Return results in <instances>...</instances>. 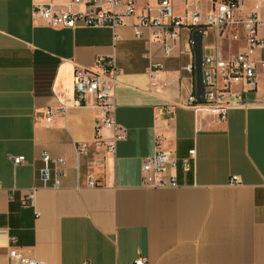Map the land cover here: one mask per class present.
Segmentation results:
<instances>
[{"label":"crops","instance_id":"crops-1","mask_svg":"<svg viewBox=\"0 0 264 264\" xmlns=\"http://www.w3.org/2000/svg\"><path fill=\"white\" fill-rule=\"evenodd\" d=\"M40 1L0 0V264H8L13 235L48 264H134L139 257L149 264H264V69L258 88L221 121L184 105L195 85L185 69L194 66L190 28L179 29L166 55L154 39L159 29L136 36L135 17L118 29L115 44L107 27L47 25L33 16ZM69 1L53 0L61 7ZM219 1L171 0L178 16L205 15ZM243 1L241 13L254 10L257 0ZM258 12L264 22V4ZM259 32L264 36V25ZM218 33L210 28L204 52L220 45L227 55L243 44ZM102 55L114 56L121 70L114 101L127 137L115 152L106 148L111 129H103L102 146L94 144L97 109L73 104L75 68H94ZM156 62L163 67L153 79ZM61 101L67 113L47 127L45 109ZM156 134L178 159L177 187L142 185ZM80 143L89 151L79 155ZM191 149L197 155L185 171ZM44 153L65 160L59 189L41 187ZM19 155L25 160L15 164L10 157ZM34 187V202L25 203Z\"/></svg>","mask_w":264,"mask_h":264},{"label":"built area","instance_id":"built-area-1","mask_svg":"<svg viewBox=\"0 0 264 264\" xmlns=\"http://www.w3.org/2000/svg\"><path fill=\"white\" fill-rule=\"evenodd\" d=\"M263 4L264 0H257L254 10L244 14L241 13L243 0H221L205 15L200 11H187L183 16H178L174 13L171 0H70L64 7L53 0H42L34 4L33 16L51 27L110 28L115 44L120 39L118 29L135 17L133 27L136 36H142L143 28L159 29L154 39L164 44L166 55L171 53L174 41L180 38L179 29L183 27L193 31L200 29L203 38L209 34L210 28H214L219 32L220 40H224L228 35L232 41L243 39L240 48L227 55L220 45L213 47L214 52L206 53L203 43L204 98L201 101L198 99L194 85L184 101V105L195 112L210 113L225 121L231 109L243 105V94L258 88V73L261 68L264 69V36L259 32L264 22L258 12ZM76 7L78 9H75ZM154 67L155 69L149 68L153 79L157 77V72L163 64L156 62ZM185 69L194 72L192 64L187 65ZM120 72L114 56L102 55L96 59L94 68L77 66L74 74L73 104L90 105L97 109L94 144L96 147L102 146L103 129H111L112 136L106 146L110 152H115L117 142L127 137L126 128L117 121L114 101ZM262 102L264 104V97ZM68 106V103L61 101L57 105L47 107L44 114L45 125L52 126L58 115L67 113ZM89 149L88 143H80L77 146L79 155ZM196 155V149H191L189 155L182 160L185 171L193 167ZM10 158L15 164L25 160L21 155ZM42 161L43 165L39 170L41 187L54 190L61 188L62 178L66 174L63 168L64 158L44 153ZM177 168L178 159L175 153L166 150L163 147V136L156 134L154 153L142 162V185L150 188L177 187L180 185ZM238 180L237 176L233 177L234 182ZM90 185H94V182L90 181ZM37 189L32 188L23 201L33 203ZM17 242L16 236L10 237L8 264H48L43 259L26 254ZM134 264L149 263L147 259L139 257Z\"/></svg>","mask_w":264,"mask_h":264},{"label":"water","instance_id":"water-1","mask_svg":"<svg viewBox=\"0 0 264 264\" xmlns=\"http://www.w3.org/2000/svg\"><path fill=\"white\" fill-rule=\"evenodd\" d=\"M192 46L194 49L195 93L201 101L204 98L205 84L203 79V34L200 29H195L192 33Z\"/></svg>","mask_w":264,"mask_h":264}]
</instances>
